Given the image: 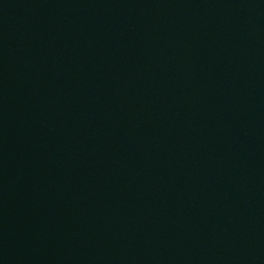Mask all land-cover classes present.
I'll return each mask as SVG.
<instances>
[{
    "label": "water",
    "instance_id": "95a60500",
    "mask_svg": "<svg viewBox=\"0 0 264 264\" xmlns=\"http://www.w3.org/2000/svg\"><path fill=\"white\" fill-rule=\"evenodd\" d=\"M0 264H264V0H0Z\"/></svg>",
    "mask_w": 264,
    "mask_h": 264
}]
</instances>
